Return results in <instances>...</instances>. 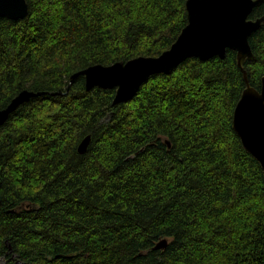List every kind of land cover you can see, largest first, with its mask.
Here are the masks:
<instances>
[{
  "label": "trees",
  "instance_id": "obj_1",
  "mask_svg": "<svg viewBox=\"0 0 264 264\" xmlns=\"http://www.w3.org/2000/svg\"><path fill=\"white\" fill-rule=\"evenodd\" d=\"M185 1L26 0L24 18L0 17V110L31 94L0 125L2 264H264V176L232 127L235 51L187 58L115 105L77 74L159 55ZM249 44L259 89L263 25Z\"/></svg>",
  "mask_w": 264,
  "mask_h": 264
},
{
  "label": "water",
  "instance_id": "obj_2",
  "mask_svg": "<svg viewBox=\"0 0 264 264\" xmlns=\"http://www.w3.org/2000/svg\"><path fill=\"white\" fill-rule=\"evenodd\" d=\"M262 4L264 0H186L187 22L170 47L159 55H141L110 65L93 64L77 74L83 75L87 90L114 89L112 104L115 105L131 99L149 76L169 74L187 58L205 61L214 56L224 58L227 49L235 51L245 86L233 110L232 127L244 149L259 162L264 176V75L256 89L250 85L244 69L247 61L254 60L249 36L264 26V14L255 19L247 17ZM27 14L26 0H0V17L19 20ZM30 95L23 91L1 109L0 125ZM89 142L90 135L82 138L77 146L79 154L86 151ZM166 244L167 240L161 239L154 249H163Z\"/></svg>",
  "mask_w": 264,
  "mask_h": 264
},
{
  "label": "rangeland",
  "instance_id": "obj_3",
  "mask_svg": "<svg viewBox=\"0 0 264 264\" xmlns=\"http://www.w3.org/2000/svg\"><path fill=\"white\" fill-rule=\"evenodd\" d=\"M4 263V259H0V264Z\"/></svg>",
  "mask_w": 264,
  "mask_h": 264
},
{
  "label": "flooded vegetation",
  "instance_id": "obj_4",
  "mask_svg": "<svg viewBox=\"0 0 264 264\" xmlns=\"http://www.w3.org/2000/svg\"><path fill=\"white\" fill-rule=\"evenodd\" d=\"M260 16H261V15H260ZM260 16H259V17H260Z\"/></svg>",
  "mask_w": 264,
  "mask_h": 264
}]
</instances>
